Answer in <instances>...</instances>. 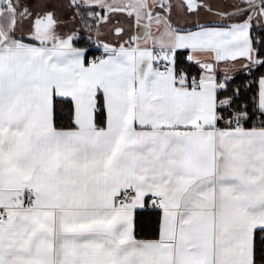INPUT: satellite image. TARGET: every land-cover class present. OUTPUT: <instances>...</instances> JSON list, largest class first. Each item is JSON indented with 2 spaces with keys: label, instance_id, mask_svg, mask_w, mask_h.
I'll return each instance as SVG.
<instances>
[{
  "label": "snow or ice",
  "instance_id": "obj_1",
  "mask_svg": "<svg viewBox=\"0 0 264 264\" xmlns=\"http://www.w3.org/2000/svg\"><path fill=\"white\" fill-rule=\"evenodd\" d=\"M0 264H264V0H0Z\"/></svg>",
  "mask_w": 264,
  "mask_h": 264
}]
</instances>
